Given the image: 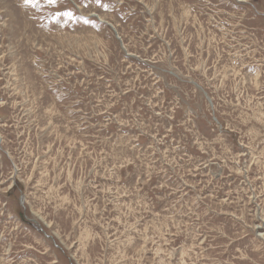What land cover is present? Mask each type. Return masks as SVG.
Returning <instances> with one entry per match:
<instances>
[{
	"label": "rangeland",
	"instance_id": "374dc122",
	"mask_svg": "<svg viewBox=\"0 0 264 264\" xmlns=\"http://www.w3.org/2000/svg\"><path fill=\"white\" fill-rule=\"evenodd\" d=\"M0 264H264V0H0Z\"/></svg>",
	"mask_w": 264,
	"mask_h": 264
},
{
	"label": "snow or ice",
	"instance_id": "6c2138e0",
	"mask_svg": "<svg viewBox=\"0 0 264 264\" xmlns=\"http://www.w3.org/2000/svg\"><path fill=\"white\" fill-rule=\"evenodd\" d=\"M47 2L49 4H54L56 2V0H47ZM25 3L26 4H30L33 7H37V6H39L40 0H25ZM68 15L70 16L71 13H68Z\"/></svg>",
	"mask_w": 264,
	"mask_h": 264
}]
</instances>
